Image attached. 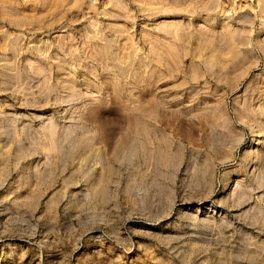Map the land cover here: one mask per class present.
<instances>
[{"label":"rangeland","instance_id":"rangeland-1","mask_svg":"<svg viewBox=\"0 0 264 264\" xmlns=\"http://www.w3.org/2000/svg\"><path fill=\"white\" fill-rule=\"evenodd\" d=\"M0 264H264V0H0Z\"/></svg>","mask_w":264,"mask_h":264},{"label":"bare ground","instance_id":"bare-ground-1","mask_svg":"<svg viewBox=\"0 0 264 264\" xmlns=\"http://www.w3.org/2000/svg\"><path fill=\"white\" fill-rule=\"evenodd\" d=\"M128 136H129V134L126 133V135H124L125 139H128Z\"/></svg>","mask_w":264,"mask_h":264}]
</instances>
